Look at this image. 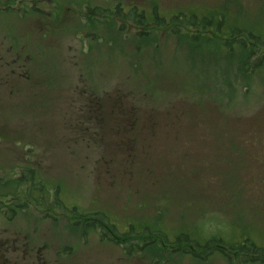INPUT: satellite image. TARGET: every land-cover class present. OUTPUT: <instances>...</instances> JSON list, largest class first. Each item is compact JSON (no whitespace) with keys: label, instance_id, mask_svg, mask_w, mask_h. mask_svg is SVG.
Returning <instances> with one entry per match:
<instances>
[{"label":"rangeland","instance_id":"obj_1","mask_svg":"<svg viewBox=\"0 0 264 264\" xmlns=\"http://www.w3.org/2000/svg\"><path fill=\"white\" fill-rule=\"evenodd\" d=\"M82 2L223 22L136 35L72 4L51 17V3L29 16L26 0L2 2L19 11H0V48L24 45L33 73L0 80V239L45 245L49 264H237L218 242L264 247V70L249 35L264 36V0ZM230 29L246 48L224 46ZM80 73L109 123L76 122L93 97H72Z\"/></svg>","mask_w":264,"mask_h":264},{"label":"flooded vegetation","instance_id":"obj_2","mask_svg":"<svg viewBox=\"0 0 264 264\" xmlns=\"http://www.w3.org/2000/svg\"><path fill=\"white\" fill-rule=\"evenodd\" d=\"M6 1L12 2L15 0H0V11L4 10V8H10L13 11H19V7H10L8 5L4 6L2 5V2L6 3ZM24 0H16L17 3H22ZM77 2L72 3V1L69 0H26V14L29 16H34L36 14L43 15L45 11L43 12L42 8H39L37 3H51L52 8H54L48 15L58 16V14H65L70 11H72L68 6L70 4L76 5L75 12H78L79 15H82V17L88 21L92 20L94 18V15L96 14H103L104 17L107 18H113L120 22L118 24L120 29H126V30H133L134 33L137 35L138 29L141 27H149L154 26L155 28L163 29L161 32H167L169 34H174L173 27L169 28L170 22L169 19L175 17L177 14H181L180 12H174V13H163L162 11L158 10H150V11H144L142 9H139V6L134 5L132 7H129L125 9L121 4L118 3L114 5L113 9L108 10L107 8H98L100 10V13L95 12V7H89L91 6V2L87 6H85V10L81 11V7L84 5L83 2L79 3V1L83 0H75ZM74 12V13H75ZM73 13H70V16L72 17ZM188 17V16H186ZM165 19V23L161 26L159 25V19ZM218 21V13L215 17ZM82 26L83 24H79ZM86 25V24H85ZM186 27L184 29L189 30H200L202 28L199 27H190L189 24H185ZM47 28V25H46ZM76 29V27H75ZM211 34L214 32L217 33V27H205V30H207ZM192 32V31H191ZM79 39V38H78ZM25 46L23 45L21 48H19V52H15L13 47H9L5 49V54L3 53V48H0V80H3L5 78L13 77L25 82H30L32 80V73H33V63L29 55H24L22 52L24 51ZM76 53H78L77 47H75ZM77 61V60H76ZM80 77V81L76 82L74 86H71V95L74 97V100H78L82 97H88L90 100L88 103L84 102L82 106L78 108V113L81 116L80 118H77L76 122L83 123V119L86 118L90 120L91 126L94 125V122L97 120L99 122L109 123V117L104 120V116L106 114H110L108 109L103 108L102 109V116H99L100 113H98L99 107L98 103H94L95 97L91 89L86 85L84 79V73L78 74ZM104 91L103 93H105ZM75 102V101H74ZM74 112V116H75ZM176 114L183 115L182 112H178ZM164 115V114H163ZM146 117V116H144ZM124 124L126 125V122L129 123V126L133 125V118L126 119L124 118ZM159 120V119H158ZM161 121V120H159ZM179 121V120H178ZM159 124V123H158ZM172 124H175L174 122ZM101 125V126H103ZM167 125V124H164ZM127 126V125H126ZM155 124H151V127H154ZM89 129V127H88ZM42 204V203H41ZM68 221V220H67ZM10 222H12L10 220ZM87 222V221H85ZM16 226L15 221L13 222V225H10L9 227L13 229V227ZM108 230V235L112 234V231ZM102 238L105 240V237L101 235ZM111 238L114 239L115 237L113 235H110ZM112 242V241H110ZM113 243V242H112ZM123 243H121L122 245ZM29 243L19 244L16 239H13L12 241H9L8 239H0V264H49L48 261L41 255L42 248H45V245L43 247L40 246H31L30 249L28 247ZM126 251L123 250V254L125 255ZM34 256V257H32Z\"/></svg>","mask_w":264,"mask_h":264},{"label":"trees","instance_id":"obj_3","mask_svg":"<svg viewBox=\"0 0 264 264\" xmlns=\"http://www.w3.org/2000/svg\"><path fill=\"white\" fill-rule=\"evenodd\" d=\"M153 10H155L153 8ZM180 12V11H176ZM181 14H177L175 17L169 19L168 21L170 22V25H175L177 28H185V24H189L190 27H199L202 28V30L205 29V24L210 25V27H214L210 21H206L205 17H196L193 13L187 14L188 17H186L182 12ZM223 22V19L218 18V30L217 33L220 32V27L221 23ZM165 23V19L160 18L159 19V25L161 26L162 24ZM239 31V30H238ZM229 32H233L230 34H225L229 35L231 38L228 39L227 43L224 44V46L231 50V48L228 47L229 42H237L239 47H245L246 48V42L245 39L242 38V36H239L235 30L230 29ZM250 37L254 40V43L256 46L259 48L261 51L260 57L256 60L254 69L256 70H264V36H258L254 35L251 32H249ZM248 37V36H247ZM250 41V40H249ZM242 71L244 73H247L245 70V66H241ZM176 114V113H175ZM180 115V114H177ZM169 118H175L174 123L176 124L178 122V118L175 117V115H170ZM182 119V115L180 117ZM179 119V120H180ZM161 124V123H160ZM158 124V125H160ZM173 125V124H170ZM103 128V126H102ZM91 217L85 218L86 221H88ZM105 229H109L112 231L113 227L111 225H105ZM112 228V229H111ZM115 232L113 231V234ZM116 235V234H115ZM118 240H122L123 243L131 242L134 240V236H119L118 234L116 235ZM146 236H139L140 239L144 240ZM132 243H130L131 245ZM134 246V244H132ZM205 248L208 247V245L204 246ZM218 252H220L223 256L231 258L229 255L233 253H237V264H264V247H259L256 244L252 243L251 241L248 240H243L240 243H235L231 245H222L221 243L218 242V246L216 247ZM1 251H0V256H1Z\"/></svg>","mask_w":264,"mask_h":264},{"label":"bare ground","instance_id":"obj_4","mask_svg":"<svg viewBox=\"0 0 264 264\" xmlns=\"http://www.w3.org/2000/svg\"><path fill=\"white\" fill-rule=\"evenodd\" d=\"M111 226H112V225H111ZM103 227H104V226H103ZM113 229H114V228H113ZM115 230H116V229H115ZM115 230H114V231H115ZM116 231H117V230H116ZM116 231H115V232H116ZM115 240H118L116 236H115Z\"/></svg>","mask_w":264,"mask_h":264}]
</instances>
